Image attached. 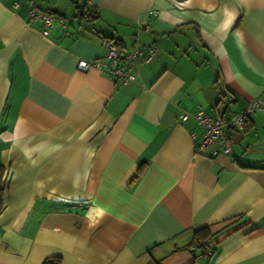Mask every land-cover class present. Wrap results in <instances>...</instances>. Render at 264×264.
<instances>
[{
	"label": "crops",
	"instance_id": "obj_1",
	"mask_svg": "<svg viewBox=\"0 0 264 264\" xmlns=\"http://www.w3.org/2000/svg\"><path fill=\"white\" fill-rule=\"evenodd\" d=\"M32 1L65 27L0 0V264H264V113L228 154L179 120L264 98V0H80L91 22ZM102 34L157 51L125 83L79 69L106 61Z\"/></svg>",
	"mask_w": 264,
	"mask_h": 264
},
{
	"label": "built area",
	"instance_id": "obj_2",
	"mask_svg": "<svg viewBox=\"0 0 264 264\" xmlns=\"http://www.w3.org/2000/svg\"><path fill=\"white\" fill-rule=\"evenodd\" d=\"M29 13L32 19H40L43 22L45 26L43 32L46 33L47 30L45 28L52 25L54 18L49 13L39 10L35 4H30ZM156 51L157 47L155 45L142 47L138 44H134L130 49L123 50L113 41H108L105 42V62L97 58L89 60L80 59L78 61V68L86 70L92 66L111 78L125 83L136 79V72L134 70L136 64L148 62ZM255 111L264 113V98L256 97L250 100L237 112L228 111L223 114H208L202 109L194 113L183 111L179 114V120L185 121L192 117L201 126L202 141L198 146V152L213 139H217L221 143L220 152L228 154L231 153L229 130L231 128L243 129L245 120Z\"/></svg>",
	"mask_w": 264,
	"mask_h": 264
},
{
	"label": "trees",
	"instance_id": "obj_3",
	"mask_svg": "<svg viewBox=\"0 0 264 264\" xmlns=\"http://www.w3.org/2000/svg\"><path fill=\"white\" fill-rule=\"evenodd\" d=\"M29 1L33 4L35 3L32 0H29ZM69 1H71L75 5V7L78 11V16L81 19L88 21V22H91L92 19L96 17V10H95V8H92L90 5H87L85 3H81L80 0H69ZM35 5L37 6V8L39 10L49 13L54 18L53 23L59 22V20H60V24L63 27H65V25H64L65 17L64 16L57 14V12L55 10H52L51 8L42 9L39 5H37V4H35ZM66 19H70V18L66 17ZM102 36L105 38V40H106L105 42L113 41L118 46L120 45L119 40L115 39L114 36H107V35H103V34H102ZM246 122H247V119L245 120L244 127L246 125ZM139 173L140 172H138V174ZM2 177H3V167L0 163V184L2 181ZM0 195H1V192H0ZM213 236H214V233L210 232L207 227H202V228L195 230L194 239L192 241V244L190 245L191 249L197 248V249H199L200 254H203L204 256H208L212 251L211 247H209V240ZM42 264H61V258H60V256L47 257L44 259Z\"/></svg>",
	"mask_w": 264,
	"mask_h": 264
},
{
	"label": "rangeland",
	"instance_id": "obj_4",
	"mask_svg": "<svg viewBox=\"0 0 264 264\" xmlns=\"http://www.w3.org/2000/svg\"><path fill=\"white\" fill-rule=\"evenodd\" d=\"M67 1V0H66ZM68 20V19H67Z\"/></svg>",
	"mask_w": 264,
	"mask_h": 264
}]
</instances>
